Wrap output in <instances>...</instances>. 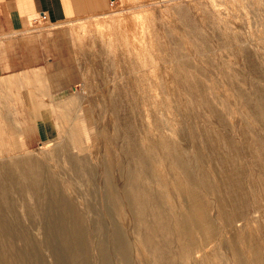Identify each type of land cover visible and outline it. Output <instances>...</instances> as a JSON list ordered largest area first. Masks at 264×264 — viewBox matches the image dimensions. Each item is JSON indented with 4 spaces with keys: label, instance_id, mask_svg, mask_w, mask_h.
<instances>
[{
    "label": "rangeland",
    "instance_id": "rangeland-1",
    "mask_svg": "<svg viewBox=\"0 0 264 264\" xmlns=\"http://www.w3.org/2000/svg\"><path fill=\"white\" fill-rule=\"evenodd\" d=\"M237 1L29 22L46 63L0 90V264H264V0ZM128 16L142 55L99 34Z\"/></svg>",
    "mask_w": 264,
    "mask_h": 264
},
{
    "label": "crops",
    "instance_id": "crops-1",
    "mask_svg": "<svg viewBox=\"0 0 264 264\" xmlns=\"http://www.w3.org/2000/svg\"><path fill=\"white\" fill-rule=\"evenodd\" d=\"M110 1L116 0H0V90L4 77L36 81L33 69L46 63L45 44L26 31L29 22L41 14L49 23L92 16L108 8Z\"/></svg>",
    "mask_w": 264,
    "mask_h": 264
},
{
    "label": "bare ground",
    "instance_id": "bare-ground-1",
    "mask_svg": "<svg viewBox=\"0 0 264 264\" xmlns=\"http://www.w3.org/2000/svg\"><path fill=\"white\" fill-rule=\"evenodd\" d=\"M215 1V0H214ZM242 0H239V1H237V2H241ZM112 3H113V1H111ZM101 22V21H100ZM100 22H98V24H96L97 25V28L99 29L98 31H99V34H100V36L101 37H106L107 35H109V36H112L113 38H114V40L116 39H122L123 40V42L124 43H128V44H132V46H133V51L132 52H134V54H136V53H139V54H143V52H144V50H143V45H142V38H141V34H140V30H139V27H138V22H137V20H135L132 16H128V17H126V18H124L122 21H119L118 19L116 20H114V23H115V25L117 26L115 29H111V27L109 26V24L108 25H104V24H101ZM103 23V22H102ZM81 24H85L84 22L83 23H81ZM80 25V24H79ZM142 27V26H141ZM68 29V28H67ZM71 29V28H70ZM142 32V31H141ZM80 33V32H79ZM109 38H111V37H109ZM112 38V39H113ZM106 39V38H105ZM132 49V48H131ZM131 49H129V50H131ZM143 50V51H142ZM130 53V52H129ZM137 55V54H136ZM144 57V56H143ZM37 74H38V72H37ZM16 77V76H15ZM15 77L13 78V79H15ZM9 79H11L10 77H8V78H4L3 80H2V86L4 87L7 83H9L10 82V80ZM14 81V80H13ZM16 81V80H15ZM31 81V80H30ZM23 86H25V85H23ZM2 87V88H3ZM19 87H20V85H19ZM21 87H22V85H21ZM5 89V88H4ZM8 89V88H7ZM188 96V95H187ZM71 99H73L72 101H71V104L74 106V107H78L79 105H78V99L77 98H71ZM70 99V100H71ZM81 103V102H80ZM195 104V103H194ZM80 107V106H79ZM78 107V108H79ZM75 111H76V109H75ZM67 113V112H66ZM65 113V114H66ZM77 113V112H76ZM67 115V114H66ZM186 115V114H185ZM78 116V115H77ZM78 118V117H77ZM177 119V118H176ZM178 119H179V117H178ZM75 120V119H74ZM77 122H78V120H77ZM67 123H68V121H67ZM196 126V125H195ZM209 126V125H208ZM72 127H73V125H72ZM72 127H67V129H65L66 130V132H67V134H68V136L69 137H71L72 138V140L75 142V143H77V144H83V140L82 139H84L85 138V136H86V133H87V131H86V129H84V127L83 128H80V132L78 131V132H76V127H74V129L72 128ZM77 128H79V126L77 127ZM211 130V129H210ZM208 131V130H207ZM207 134V133H206ZM65 138V137H64ZM67 138V137H66ZM85 140V139H84ZM79 141V142H78ZM248 143V142H247ZM181 144V143H180ZM207 144V143H206ZM52 145V144H51ZM50 145V146H51ZM66 145V144H65ZM168 145V144H167ZM55 147H56V145H55ZM208 149V148H207ZM229 149V148H228ZM231 149V148H230ZM227 150V149H226ZM44 151L45 150H43V149H41V152H43L44 153ZM214 151V150H213ZM7 152H8V150H7ZM49 152V151H48ZM53 154V153H52ZM21 155V154H20ZM23 155H25V154H23ZM43 155V154H42ZM17 156H19V155H17ZM121 156V155H120ZM187 156V155H186ZM212 156V155H211ZM3 157H4V152H3V148L1 147V144H0V160H2L3 159ZM163 157V156H162ZM237 157V156H236ZM8 158V157H7ZM47 158V157H46ZM238 158V157H237ZM17 159H20L21 161H23L24 162V164L26 163V165H28V163L29 162H31L30 161V157L28 156H26V157H18ZM43 159H45V158H43ZM48 159V158H47ZM15 160V159H14ZM46 160V159H45ZM49 160V159H48ZM48 160H46V161H48ZM23 162H21L22 163V165H23ZM35 162V161H34ZM234 162V161H233ZM20 163V164H21ZM238 163V162H237ZM16 164H18V163H16ZM120 164H122L121 162H120ZM34 165V164H33ZM38 165V164H37ZM123 165V164H122ZM11 166H13V165H11ZM21 166V165H20ZM25 166V165H24ZM23 166V167H24ZM35 166H36V164H35ZM223 166V165H222ZM4 167V166H3ZM2 167V168H3ZM7 168H9V167H7ZM12 168V167H11ZM18 168H20L19 167V164H18ZM25 168V167H24ZM29 168V167H28ZM35 168V167H34ZM5 170H6V168H4ZM26 169V168H25ZM39 169V168H38ZM121 169V168H120ZM232 169V168H231ZM261 169V168H260ZM1 170V169H0ZM4 170V171H5ZM29 170V169H28ZM28 170H27V172H28ZM33 170V169H32ZM35 170V169H34ZM33 170V171H34ZM37 170V169H36ZM243 170V169H242ZM241 171V170H240ZM23 172V171H22ZM36 172V174H37V172L38 171H35ZM34 173V172H33ZM40 173V172H39ZM236 173V172H235ZM263 173V172H262ZM22 174V173H21ZM227 174V173H226ZM26 175H28V174H26ZM32 175V174H31ZM234 175V174H233ZM33 176V175H32ZM35 177H36V175H34ZM21 177H22V175H21ZM245 178V177H244ZM26 179V178H25ZM255 179V178H254ZM261 180V179H260ZM230 181V180H229ZM245 183V182H244ZM246 186V185H245ZM256 186V185H255ZM260 186V185H259ZM182 187V186H181ZM226 187V186H225ZM252 190H253V188H252ZM128 191V190H127ZM126 191V192H127ZM182 192H186V189L184 190V188H182ZM194 192V191H193ZM238 192V191H237ZM263 192V191H262ZM127 194V193H126ZM193 194V193H192ZM181 195V194H180ZM258 195V194H257ZM197 196V195H196ZM196 196H194V197H196ZM127 197V196H126ZM194 200H196V203H197V199H194ZM126 201H127V199H126ZM129 203V202H128ZM203 203V202H202ZM205 203V202H204ZM245 203V202H244ZM127 204V203H126ZM201 205V204H200ZM207 205H208V203H207ZM129 207H130V205H128ZM137 206V205H136ZM155 206V205H154ZM204 206V205H203ZM216 206V205H215ZM140 207V206H139ZM199 207V206H198ZM208 207H210L209 205H208ZM152 208V207H151ZM153 208H155V207H153ZM200 208V207H199ZM146 209V208H145ZM201 209V208H200ZM204 209V208H203ZM155 210V209H154ZM157 210V209H156ZM155 210V211H156ZM209 210V209H208ZM207 210V211H208ZM216 210H218V209H216ZM202 211V210H201ZM157 212V211H156ZM200 212V211H199ZM198 212V213H199ZM219 212V211H218ZM141 213V212H140ZM189 213V212H188ZM197 213V214H198ZM203 213V212H202ZM217 213V212H216ZM248 213V212H247ZM202 214H200V217H202V216H204L205 217V214L204 215H202ZM209 218V217H208ZM203 219H205V218H203ZM205 221V220H204ZM211 221V220H210ZM159 222V221H158ZM194 223V222H193ZM200 224V223H199ZM139 225V224H138ZM158 225V224H157ZM161 225V224H160ZM159 225V226H160ZM244 225V224H243ZM209 227V226H208ZM249 228V227H248ZM166 228H164L163 227V225L161 226V229L160 230H162L163 232H166V230H165ZM168 229L169 230H171L169 227H168ZM241 230V229H240ZM167 235H168V233H166ZM166 234H165V236H166ZM233 234V233H232ZM231 235V234H230ZM169 236V235H168ZM239 236V235H238ZM224 237V236H223ZM251 238V237H250ZM190 243V242H189ZM187 255H189V256H191L192 254H187ZM160 261V260H159Z\"/></svg>",
    "mask_w": 264,
    "mask_h": 264
},
{
    "label": "built area",
    "instance_id": "built-area-1",
    "mask_svg": "<svg viewBox=\"0 0 264 264\" xmlns=\"http://www.w3.org/2000/svg\"><path fill=\"white\" fill-rule=\"evenodd\" d=\"M39 20H43V21H46V16L44 14H41L39 16H37L35 19H34V23H36L37 21ZM47 22V21H46Z\"/></svg>",
    "mask_w": 264,
    "mask_h": 264
}]
</instances>
